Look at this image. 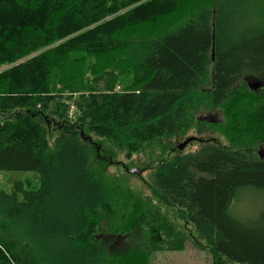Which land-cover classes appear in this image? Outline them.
Here are the masks:
<instances>
[{"label": "trees", "instance_id": "obj_1", "mask_svg": "<svg viewBox=\"0 0 264 264\" xmlns=\"http://www.w3.org/2000/svg\"><path fill=\"white\" fill-rule=\"evenodd\" d=\"M15 60L0 72V170L41 184L0 189V264H132L133 252L182 249L151 198L98 167L91 134L131 153L203 130L205 111L222 113L231 146L160 160L150 184L184 210L213 264H264V207L231 213L241 189L264 192L253 151L264 85L247 82H264V0H0V66Z\"/></svg>", "mask_w": 264, "mask_h": 264}, {"label": "rangeland", "instance_id": "obj_2", "mask_svg": "<svg viewBox=\"0 0 264 264\" xmlns=\"http://www.w3.org/2000/svg\"><path fill=\"white\" fill-rule=\"evenodd\" d=\"M25 60L26 58L23 59V61ZM95 61V57L88 56V67H91ZM19 62L20 61L15 60L11 65H1L0 72L3 73L6 69L16 64L18 65ZM128 74L126 78L122 77L123 79H120V83L117 84V87L121 86L123 88L126 84H130V81L135 77V73L130 70ZM90 75V72L87 71V78H89ZM2 79L5 78L2 76ZM3 84L0 82V86ZM3 91L4 90L0 89L1 95ZM198 116L199 120L204 121L203 130L195 128L182 138L169 137L162 139L151 145H144L142 149L131 153L114 146V144L109 142L105 137L91 134L92 141L95 143L96 147L99 146L97 159L95 161L98 167L103 168L108 175L117 177L122 184L129 186L132 191L138 195L151 198V201L160 207L168 223H171V225L175 227V230L181 231V233L185 234L187 237L183 248L180 250L151 252L149 257L144 259L140 251L133 252L134 255H131L132 264H144L149 260L151 261L149 264H213L212 252L194 226L186 220L184 210L175 206L166 198H163L150 184L151 176L155 172L160 160L170 159L180 154L195 152L200 149L204 142L231 146L228 136L224 133L223 128H221L222 123L220 121L223 119V115L220 111H205L198 114ZM189 137H193V140L183 150H179L177 144ZM54 141L55 135L53 134L50 136V143L53 144ZM262 147H264V145L253 147L254 153L258 155V150ZM132 168L139 169L141 175L130 173L128 169ZM16 182H22L25 184V187L31 189H37L41 184L37 172L0 170V189L12 193L15 191L14 186ZM19 198L22 199V196L19 195ZM263 207V189L247 187L241 189L234 199L231 206V213L234 217L245 221L256 217ZM143 234L142 236H144ZM98 235L100 234H94L95 237ZM121 242L122 241L115 239L113 242L114 250H118L121 247ZM132 249L136 250L137 248L132 247ZM228 264L241 263L228 262Z\"/></svg>", "mask_w": 264, "mask_h": 264}, {"label": "water", "instance_id": "obj_3", "mask_svg": "<svg viewBox=\"0 0 264 264\" xmlns=\"http://www.w3.org/2000/svg\"><path fill=\"white\" fill-rule=\"evenodd\" d=\"M247 82L249 84L250 89L255 90V91L258 90L260 87H262L264 85V82L261 81V80L251 81V80L248 79ZM192 140H193V137L187 138L183 142L178 143L177 144V148L179 150H183ZM258 155H259V157L261 159H264V147H262V148H260L258 150ZM128 171L130 173H136L137 175H141V171L139 169H137V168L128 169Z\"/></svg>", "mask_w": 264, "mask_h": 264}, {"label": "built area", "instance_id": "obj_4", "mask_svg": "<svg viewBox=\"0 0 264 264\" xmlns=\"http://www.w3.org/2000/svg\"><path fill=\"white\" fill-rule=\"evenodd\" d=\"M74 109V106L72 105V107H71V111Z\"/></svg>", "mask_w": 264, "mask_h": 264}]
</instances>
